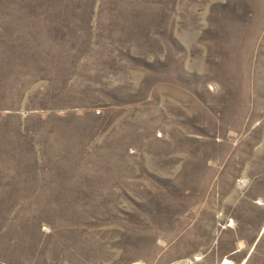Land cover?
I'll return each instance as SVG.
<instances>
[{"label": "rangeland", "instance_id": "rangeland-1", "mask_svg": "<svg viewBox=\"0 0 264 264\" xmlns=\"http://www.w3.org/2000/svg\"><path fill=\"white\" fill-rule=\"evenodd\" d=\"M0 264H264V0H0Z\"/></svg>", "mask_w": 264, "mask_h": 264}]
</instances>
